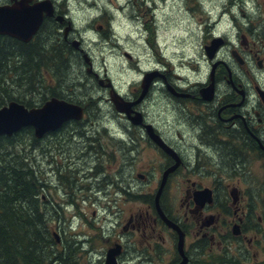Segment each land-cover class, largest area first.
<instances>
[{"label":"flooded vegetation","instance_id":"obj_1","mask_svg":"<svg viewBox=\"0 0 264 264\" xmlns=\"http://www.w3.org/2000/svg\"><path fill=\"white\" fill-rule=\"evenodd\" d=\"M19 1H28L29 5H33L43 0H0V6H11ZM48 1L53 7L52 15L43 14L42 23L30 41L22 42L7 35L0 36L13 42L29 44L46 25L56 30L51 32V35L55 33L71 45L75 39L82 44L80 35L75 38L78 32L73 26L69 7L57 0ZM115 2L120 16L115 15L114 12L109 16L106 15L103 13V10L106 11L105 6L101 5L98 8L97 3L93 2L92 5L98 8V13L95 16L96 23L89 28L95 26L106 42L111 41L121 48L124 43L123 36L126 40H130V20L135 26L136 35L144 43H148L151 39V37L146 39L147 34L156 38V31L148 32L146 24L141 25L137 16L134 17L133 14L130 18V0H115ZM197 5L200 9L203 8L199 2ZM159 8L158 4L153 3L152 29L157 28L155 12ZM210 9L215 12L209 14L210 22L205 26V33L209 37V46H204L207 71L203 70V64L196 62L197 66L202 68L200 71L204 73L202 82L183 84L182 77L173 75L168 64L164 63L168 67L166 69L161 62H157L156 66L145 71L140 70L138 81L122 87L111 80L106 72L95 70L92 59L91 68L87 66L88 76L86 77L94 81L95 86L106 94L98 97V102L114 108L112 98H120V103L125 105L129 112L128 114L119 113L114 108L127 124H121V133L126 134L127 138L130 137V143H133V137L138 134L139 142L143 141L147 145V151H153L156 155L161 174L159 182L157 184L155 182L153 191L150 192L149 189L143 198L136 200L138 203L143 201L141 204L145 208L134 210V212L129 211L127 216L120 218L116 224L121 227V234L127 235L126 242H121V238L114 239L113 233L110 235L108 233L109 238L106 240L99 234L102 244L90 245L85 251L88 255V264H106L108 254L112 250L116 251L115 264H133L135 258L133 254L130 255V248L134 246L136 250L138 249L130 241V231L132 234L134 231L140 232L141 237L146 241L140 248L144 249L140 251L142 262H150L151 259L163 261V255L156 250V247H159V241L165 243L166 238L163 233L167 234L170 252H172V255L168 254L169 261L165 264H193L196 262L193 260L194 254L208 258L212 249L219 248L222 244L224 248L220 251L224 263L245 264L251 257L250 264H253L252 261L256 258V254H250V250L253 246L256 247V244L261 245L264 240L262 228L264 221L262 217L256 216L260 205L259 201L255 200L257 191L256 195L251 197V195H245L235 184L218 187L201 185L190 179L189 171L195 174L199 168H261L264 166V0H222L219 5L212 6ZM57 17L63 19L56 20ZM89 23L91 22L86 24ZM123 27L127 28V32L118 36L116 31ZM81 44L78 48H73L83 57V50L79 49ZM155 45L157 47V41ZM127 48L128 52L123 53L130 60L132 58L130 47ZM157 55L162 58L159 52ZM84 64L87 65L85 60ZM145 75H152V77L146 81ZM72 102L80 105L86 114L87 109L83 103ZM157 107L160 113H151L150 108ZM168 117L172 118L171 123L167 121ZM122 118L118 119L120 123ZM163 121H165L164 124ZM162 124L164 129L161 128ZM149 128L151 135L148 133ZM169 129L171 132L168 131ZM83 133L86 134L85 129ZM152 136L162 141L173 152L172 155H168L152 139ZM94 144L100 146L96 139ZM100 152L102 154V151ZM171 168L175 169L168 173L161 193L158 194L162 178ZM181 169L186 173L183 174L184 171ZM70 171L75 174L78 170L72 168ZM68 176L71 177L69 174ZM176 176H181L178 180L180 196L165 197L172 179ZM136 177L141 183L150 185L148 173H137ZM56 179V184L49 185L50 188L60 187L62 180L59 176H56ZM103 181L110 182L106 184V187L112 186L113 192H109V195L114 193L116 196L118 193L128 191L120 188L118 182L103 178L95 184V188H88L89 197L82 196L81 200L88 201V198H93L92 203L98 202L94 195L97 189L102 193L106 191L100 185ZM128 181L134 182L133 179ZM69 184V191H63V198L66 205H75L77 187L71 182ZM231 186L233 188H230ZM91 190H94L92 195L89 193ZM247 199L250 201L244 205ZM45 200L42 195V201ZM127 203L130 204V202ZM117 204L118 202L114 200L107 201L105 208L109 210L108 216L120 217L119 210L110 211V208ZM49 216V219L54 218L56 221L59 218L58 212H52ZM56 223L59 224L58 221ZM172 224L183 236L181 248L178 246L177 230L172 227ZM57 230L58 228L53 231L54 238H58L56 242L60 244L63 242L61 238L63 233L57 236L59 234ZM192 233L194 239L189 241ZM258 236H262V240H259ZM73 256L70 255V258ZM95 256L98 257L94 263L91 260ZM68 258L63 257L54 262L61 260L66 262ZM161 261L155 264H161ZM66 264L72 263L68 260ZM206 264L222 263L214 260Z\"/></svg>","mask_w":264,"mask_h":264},{"label":"rangeland","instance_id":"obj_2","mask_svg":"<svg viewBox=\"0 0 264 264\" xmlns=\"http://www.w3.org/2000/svg\"><path fill=\"white\" fill-rule=\"evenodd\" d=\"M89 1L90 3H87ZM220 1L222 0H130V18L134 14V17H138L141 25L143 23L146 24L148 32L155 30L157 35L156 38H152L151 35L147 34L146 39L148 40V37H151V39L148 43H144L136 35L135 26L130 20V40H126L125 36H123L124 43H122L123 48H121L111 41L106 42L95 26L89 28V26L96 23L95 16L98 13V6H105L106 11L103 10V13L108 16L113 12L115 15L120 16L115 0H57V2L67 5L71 10L73 26L78 32L75 38L80 35L79 38L81 37L80 40H82L81 48L93 60L95 70L97 69L102 73L106 72L111 80L122 87L138 81L141 74L140 70L145 71L156 66L157 62H161L163 67L168 64L173 75L177 74L182 77L183 84L190 85L195 82H202L204 73L200 71L202 68H199L196 62L203 64L205 67H203V70L207 71L208 66L204 46H209V37L205 33V26L210 22L209 14L215 12V10L212 12L213 10L210 8L219 5ZM93 2L97 3L98 8L92 5ZM198 2L203 5L202 9L198 7ZM153 3L158 4L160 7L155 12L156 29L151 28L154 20L152 18ZM87 22L91 23L86 24ZM55 31L54 28H51V31L49 28L45 29L46 33ZM116 32L118 36H122L127 32V28L123 27ZM155 41H157V47ZM48 42L50 44V41L47 40V46ZM127 47H130L129 51L132 57L130 60L123 53L125 51L128 52ZM158 52L162 58L157 55ZM87 68L83 61L79 65L72 60L67 78L64 80L66 86L63 88L67 99L71 98L72 101L84 104L83 106L87 109L84 119L78 124L67 125V129L63 133L51 136L39 148L34 150V152H37L34 164H37L38 168L43 169L47 173L48 184L55 185L56 176L65 181L64 184H60V187L50 188L51 201L56 209H59L63 214L64 220L60 223L58 221L60 218H58L59 224L56 223L57 221L54 218H51L50 221H56L53 223V231L58 228L57 231L60 235H57L61 236L63 233L61 238L64 243L67 242V245L70 246L72 243L75 244L73 260L77 264L89 263V260H87L88 255L85 251L89 249L90 245H101V236L105 237L106 240L109 238L107 234L113 233L114 239L120 240L121 238V242H126L127 235H122L121 227L119 225L116 226V224L120 218H125L129 211L134 212V210H143L145 208L141 204L143 201L138 203L136 200L143 198V195L149 189L152 192L155 188V182L157 184L161 177L154 152L147 151V145L143 141L142 143L139 142L138 134L133 137V143H130V137L128 136V139L126 134L123 135L121 133V124L127 125L125 120L117 114L113 107L107 104L101 105L98 102V97L106 94L95 86L94 81L86 77L88 76L86 74ZM42 77L44 83L47 85L52 84L51 76L44 74ZM34 99L39 100L40 98L36 95ZM150 111L154 114L160 113L158 107L155 109L150 108ZM119 118H122L121 123L118 120ZM165 121H163V124ZM167 121L171 123L172 118L168 117ZM163 124L161 125L162 129H164ZM83 129L86 130V134L83 133ZM165 129L167 130L166 127ZM73 131L75 135H73ZM102 131L103 134H101ZM168 131L171 132V129ZM90 137L96 139L100 146L92 143L89 139ZM43 145H48L45 146V150H41ZM100 151H102V154H100ZM44 153H49L50 156L46 158L43 155ZM72 168H76L78 171L73 174L70 171ZM145 172L149 174L150 185H145V183L143 184L137 180L136 174ZM185 173L186 171L183 174ZM189 174L191 180L201 183V185L218 187L235 184L245 195H251V197L255 196L257 191V199L255 198V200L260 203L261 197V202H264V193L262 191V187L264 189L262 185L264 183V166L261 168H199L195 174L191 170ZM180 177L176 176L172 179L165 197L178 198L180 196L178 183ZM103 178L118 182L120 188L128 191L118 193L116 196L114 193L109 195V192H113L111 190L112 186L106 187V184L110 182L106 183L103 181L100 185L101 188L106 190L103 192L105 195L98 189L95 192L96 195H94L100 203H92L93 198H88V201L81 200L82 196L89 197L87 194L88 188H95V184ZM131 179L134 180L133 183L128 181ZM69 182L77 187L75 190L77 194L75 205H66L65 198H63V191H69ZM127 182L130 184H127ZM259 186L260 188L256 190ZM230 188H233V186ZM93 192L94 190H91L89 193L92 195ZM113 200L117 201L118 204L110 208V211L119 210L120 217L108 216L109 210L105 208V204H107V201L112 202ZM249 201L247 199L244 205H247ZM125 202H130V204H123ZM52 211L56 210L52 208ZM256 216L262 217L264 221V203H260ZM103 217L106 218L102 219ZM262 228L264 230V222ZM193 233L189 237V241L194 239ZM99 234H101L100 237H98ZM163 234L166 238L165 243H160L159 241V247H156L157 252L163 255L162 257L164 258L163 261L160 260L161 264L169 261L168 254L172 255L167 234ZM258 239L262 240V236H258ZM130 241L138 249L136 250L134 246L130 248V255L133 254V258H135L133 264L160 263L157 259H151L152 262H142L140 260V251L144 250L140 248L146 243L140 232L134 231L132 234V231H130ZM223 248V244L219 248L214 247L208 258L194 254L193 260L197 263L193 264L212 263L213 260H218L222 264H229L228 262L224 263V258L220 251ZM100 250L102 251L103 249ZM251 253L256 254L255 260L252 261L253 264L263 263L264 240H262L261 245L256 244V247L253 246L250 250ZM97 257L95 256L91 261L94 262ZM251 260L252 258L250 257V261L247 260L248 262H245V264H250Z\"/></svg>","mask_w":264,"mask_h":264},{"label":"trees","instance_id":"obj_3","mask_svg":"<svg viewBox=\"0 0 264 264\" xmlns=\"http://www.w3.org/2000/svg\"><path fill=\"white\" fill-rule=\"evenodd\" d=\"M46 28L44 25L29 44L0 36V107L14 101L28 109L38 108L50 98L72 102L64 93V80L70 62L74 60L80 65L83 57L70 42L55 33H46ZM47 40L50 41L48 46ZM44 74L52 77V84L44 83ZM36 95L39 100L34 99ZM72 123L80 122L65 124L41 139L34 136L31 128H23L10 137H0V264H66L68 260L77 264L70 258L75 253V244L70 246L64 241L58 244L54 238L56 221L49 219L52 208L58 212L60 223L64 217L51 201L47 173L34 164L37 153L34 150L54 133H63ZM90 140L95 143V139ZM45 146H41V150H45ZM43 155L50 156L49 153ZM262 191L264 193L263 187ZM261 199L260 203H264ZM63 257L69 258L66 262H54Z\"/></svg>","mask_w":264,"mask_h":264},{"label":"water","instance_id":"obj_4","mask_svg":"<svg viewBox=\"0 0 264 264\" xmlns=\"http://www.w3.org/2000/svg\"><path fill=\"white\" fill-rule=\"evenodd\" d=\"M53 7L50 1L44 0L29 5L28 1L15 2L11 6H0V35H7L22 42H28L32 39L34 34L38 31L43 14L52 15ZM62 17H57L56 20H62ZM68 29L66 30V32ZM74 48H78L79 41L72 42ZM83 58L88 66L91 68L90 59L87 54H83ZM150 75H146V81H149ZM145 82V80H144ZM112 98L113 106L119 113L128 114V109L125 105L120 103V98ZM83 118V109L80 105L67 102L58 98H50L45 103L38 107L28 109L24 105L10 102L7 105L0 107V137L12 136L23 128H31L36 138L41 139L44 135L54 132L62 125L69 121H81ZM151 135V129H148ZM152 139L168 154L172 155V151L160 141L157 137L152 136ZM171 168L166 171L159 188L158 194L165 184L168 173L174 171ZM171 227V226H170ZM172 227L177 228L172 224ZM178 246L182 247L183 236L179 229ZM58 238H56V241ZM116 251L112 250L107 257L106 264H115L114 256Z\"/></svg>","mask_w":264,"mask_h":264},{"label":"bare ground","instance_id":"obj_5","mask_svg":"<svg viewBox=\"0 0 264 264\" xmlns=\"http://www.w3.org/2000/svg\"><path fill=\"white\" fill-rule=\"evenodd\" d=\"M83 52V51H82ZM83 60V59H82Z\"/></svg>","mask_w":264,"mask_h":264}]
</instances>
